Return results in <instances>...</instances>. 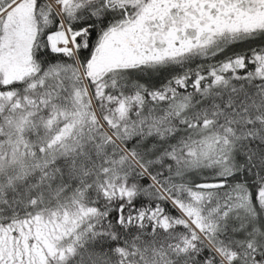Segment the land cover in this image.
<instances>
[{
    "label": "snow or ice",
    "instance_id": "snow-or-ice-1",
    "mask_svg": "<svg viewBox=\"0 0 264 264\" xmlns=\"http://www.w3.org/2000/svg\"><path fill=\"white\" fill-rule=\"evenodd\" d=\"M0 264H264V0H0Z\"/></svg>",
    "mask_w": 264,
    "mask_h": 264
}]
</instances>
